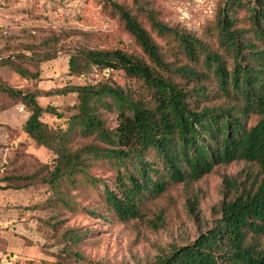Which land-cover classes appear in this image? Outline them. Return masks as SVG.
<instances>
[{"label": "trees", "instance_id": "obj_1", "mask_svg": "<svg viewBox=\"0 0 264 264\" xmlns=\"http://www.w3.org/2000/svg\"><path fill=\"white\" fill-rule=\"evenodd\" d=\"M102 3L123 21L142 53L83 48L79 55L86 66L123 70L134 84L107 80L45 91L77 93L66 128L43 120L45 112L63 114L39 102L40 88L0 84L8 97L27 106L23 130L56 155L45 181L65 203L64 185L75 183L79 174L88 176L91 162L107 160L118 174L113 188L104 185L106 202L120 220L129 221L143 218L145 201L163 194L170 184L199 180L218 165L255 162L259 174L226 192L216 210L219 216L209 226L147 264H264V0H222L202 35L160 18L157 10L145 7L146 26L127 3ZM133 4L141 7L142 0ZM78 59L70 58L73 73ZM0 60L24 76H40L11 58ZM102 108L118 112L116 127L106 126ZM253 116L257 120L250 123ZM89 135L99 142L76 145V136ZM70 237L76 244L81 235L71 232ZM65 252L81 264H119L92 261L68 248Z\"/></svg>", "mask_w": 264, "mask_h": 264}, {"label": "rangeland", "instance_id": "obj_2", "mask_svg": "<svg viewBox=\"0 0 264 264\" xmlns=\"http://www.w3.org/2000/svg\"><path fill=\"white\" fill-rule=\"evenodd\" d=\"M133 8L148 25L145 7L157 10L160 18L179 23L202 35L215 19L222 0H120ZM116 49L142 53L135 37L123 21L103 7L102 0H0V59L14 63L38 78L24 76L15 68L0 64V84L43 93L67 84L98 83L109 80L131 86L123 70L86 66L80 49ZM53 55L42 60L40 57ZM78 55V71L73 73L70 58ZM1 61V60H0ZM40 94L39 102L53 105L63 114H43L55 127H67L74 113L77 93ZM106 126L118 124L115 109L102 108ZM29 110L19 99L0 90V264H81L67 254L80 251L92 261L119 264H147L172 245L196 238L219 216L216 210L236 186L259 174V166L246 160L222 164L203 178L189 183L170 184L160 196L149 198L144 217L120 220L109 207L104 185L114 187L118 169L107 160L91 162L89 175L79 174L75 183H66L59 193L45 181L56 155L23 130ZM253 116L250 123H254ZM76 145L98 143L94 135L76 136ZM29 175L30 178H24ZM9 176H20L16 180ZM91 177L97 178L93 182ZM6 187V188H4ZM232 195V194H231ZM230 195V196H231ZM81 238L72 244L70 233Z\"/></svg>", "mask_w": 264, "mask_h": 264}]
</instances>
